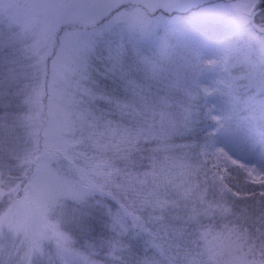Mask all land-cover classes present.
Returning <instances> with one entry per match:
<instances>
[{"label":"snow or ice","instance_id":"snow-or-ice-1","mask_svg":"<svg viewBox=\"0 0 264 264\" xmlns=\"http://www.w3.org/2000/svg\"><path fill=\"white\" fill-rule=\"evenodd\" d=\"M172 13L247 46L177 49ZM221 133L264 161V0H0V264H264V167Z\"/></svg>","mask_w":264,"mask_h":264},{"label":"trees","instance_id":"trees-1","mask_svg":"<svg viewBox=\"0 0 264 264\" xmlns=\"http://www.w3.org/2000/svg\"><path fill=\"white\" fill-rule=\"evenodd\" d=\"M168 34H163L158 31V36H167L171 45L177 49H182L188 44H196L201 46L204 49V58L209 59L215 54L212 48V45L216 41H232L236 42L237 37L227 29H215L208 30L202 27H196L193 25H183L181 27L174 26ZM155 37L146 40V43L152 44L155 42ZM207 65V61H205ZM158 73L164 77L169 75H175L177 72L182 70L175 64H170L167 60H162L157 67ZM151 75V73H149ZM199 79L202 81L200 84L201 89V99L200 103L205 104V111L208 109V105L215 104L217 111H219L220 106L224 107L225 113L227 111V105H229V100L226 95L222 94L221 90V73L219 69L206 68L203 75L199 76ZM206 90V91H205ZM227 114V113H226ZM233 154L237 157H244L246 160L255 164L257 167H264V161H260L257 158H254L251 151H248L242 156L237 152H234L230 148ZM207 243L209 247H214L216 250H226L231 246L232 241L228 237V234L225 233L219 239H215L213 236H209Z\"/></svg>","mask_w":264,"mask_h":264},{"label":"rangeland","instance_id":"rangeland-1","mask_svg":"<svg viewBox=\"0 0 264 264\" xmlns=\"http://www.w3.org/2000/svg\"><path fill=\"white\" fill-rule=\"evenodd\" d=\"M227 2H228V0H202V6L203 7H211L214 4L227 3ZM186 24L187 25H193V26H196V27H202V28H205V29H208V30L227 29V30L232 32L237 37L238 40L236 42L244 44L245 46H247V44L244 41L243 37H241L238 33H236L234 30L230 29L225 24L217 23V22H199V23H194V22L189 21L187 19L180 18L178 16V14H176V13H172V14L169 15V19H168L167 23L163 24L160 27L159 32L163 33V34H168V32L170 31L169 29H171L172 27H174V26L181 27V26L186 25ZM149 39H151V38H149ZM224 41H226V40H224ZM249 50L251 51V49H249ZM208 109L217 110L215 104L210 105V106L208 105ZM226 113L229 116L232 115V112L230 110L229 105H227ZM250 115H251V113H249L247 111H238L236 113L237 119L232 122V131L234 132L235 129H237V128L241 129L242 132L248 130L247 118ZM254 119H259V113L256 114ZM250 131H254V129H250ZM219 139H220L222 145H226L228 149L231 148V149L234 150V152L242 154V156H244V154L246 153L245 151H243L241 149V146H240V143H239V138L236 137L235 135H233L232 138L229 139L227 133H221L220 136H219ZM255 147L257 148V150L259 149L258 142L255 145Z\"/></svg>","mask_w":264,"mask_h":264}]
</instances>
